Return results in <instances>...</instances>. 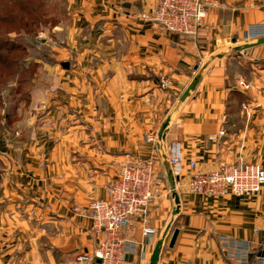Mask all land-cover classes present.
<instances>
[{"label": "crops", "instance_id": "obj_1", "mask_svg": "<svg viewBox=\"0 0 264 264\" xmlns=\"http://www.w3.org/2000/svg\"><path fill=\"white\" fill-rule=\"evenodd\" d=\"M156 1L69 0L67 51L57 56L69 69L53 70L52 88L37 87V120L21 118L0 143V264H95L77 261L104 239L86 207L107 199L124 163H151L152 202L146 224L129 222L134 249L123 264H149L163 235L157 264H241L221 239L264 244V191L207 196L188 187L193 174L225 166L264 169V45L241 48L254 42L243 39L250 26L264 27V0H216L195 37L128 17ZM174 141L183 158L176 215L164 158Z\"/></svg>", "mask_w": 264, "mask_h": 264}, {"label": "built area", "instance_id": "obj_2", "mask_svg": "<svg viewBox=\"0 0 264 264\" xmlns=\"http://www.w3.org/2000/svg\"><path fill=\"white\" fill-rule=\"evenodd\" d=\"M216 0H157L149 12L128 16L139 23L154 24L162 29L181 35L195 37L200 30L206 29L204 21ZM264 37L262 25L250 26L243 35L245 43ZM171 85L167 79H160L159 87L167 89ZM223 132H218L223 136ZM211 140L214 138L211 137ZM154 142V137L147 139ZM165 159L174 180L178 179L183 168L181 146L171 142L166 149ZM193 167V163H189ZM176 182V181H175ZM152 165L122 164L116 181L108 189L105 200L91 201L87 216L92 230L104 235L92 255L81 254L77 261L95 264H123L125 255L134 249L126 240L129 222L133 217H141L148 222V212L152 202ZM189 189L200 195H222L229 192L235 196H252L264 191V169L255 164H241L221 167L207 174H193L188 180ZM74 209V208H73ZM75 210V209H74ZM155 231L149 227L142 229V235L151 239ZM229 260L241 264H264V244L251 249L247 243L221 239Z\"/></svg>", "mask_w": 264, "mask_h": 264}, {"label": "rangeland", "instance_id": "obj_3", "mask_svg": "<svg viewBox=\"0 0 264 264\" xmlns=\"http://www.w3.org/2000/svg\"><path fill=\"white\" fill-rule=\"evenodd\" d=\"M68 5L69 0H0V44L7 41L16 47L8 54L7 47L0 49L6 62L0 65V143L15 128L20 131L21 118L37 120L35 109L43 102L41 96L36 98L37 87L52 88L58 80L53 70L68 64L57 59L68 36Z\"/></svg>", "mask_w": 264, "mask_h": 264}, {"label": "water", "instance_id": "obj_4", "mask_svg": "<svg viewBox=\"0 0 264 264\" xmlns=\"http://www.w3.org/2000/svg\"><path fill=\"white\" fill-rule=\"evenodd\" d=\"M260 45H264V37H261L259 39H257L256 41H254L253 43H249V44H246L244 45L243 47H241L243 50L245 49H250V48H254V47H257V46H260ZM240 48V49H241ZM61 67L63 69H67L68 68V64L67 63H62ZM197 78L194 79L190 85L186 88L185 92L183 93V95L181 96V101H183L186 97H188L189 93L194 89V87L196 86L197 84ZM166 127V124L164 125V128ZM159 140L162 141L163 140V136L162 134L159 135ZM165 158V157H164ZM167 180H168V183H169V186H170V191H171V195H172V198H173V201H174V205H175V208L172 212L173 215H176L178 213V197L176 196V193H175V181L170 173V171H168L167 173ZM177 234H178V231L175 229L172 231V234L170 236V239H169V242H168V246L169 247H172V245L174 244V241L177 237ZM164 239H165V235H163L155 244L154 246V249L151 253V256H150V259H149V264H157L158 262V258H159V253H160V250H161V247L163 245V242H164Z\"/></svg>", "mask_w": 264, "mask_h": 264}, {"label": "trees", "instance_id": "obj_5", "mask_svg": "<svg viewBox=\"0 0 264 264\" xmlns=\"http://www.w3.org/2000/svg\"><path fill=\"white\" fill-rule=\"evenodd\" d=\"M4 47H7L6 48V53L8 54L9 52L13 51L15 47V45L13 43H8L7 41L6 42H3L0 44V49H5ZM5 60L3 58L0 57V65L2 66V64L5 65ZM0 66V67H1ZM3 68V67H2Z\"/></svg>", "mask_w": 264, "mask_h": 264}]
</instances>
